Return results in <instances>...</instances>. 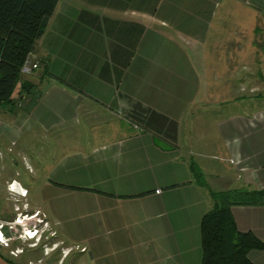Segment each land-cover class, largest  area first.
Masks as SVG:
<instances>
[{
	"label": "crops",
	"instance_id": "crops-1",
	"mask_svg": "<svg viewBox=\"0 0 264 264\" xmlns=\"http://www.w3.org/2000/svg\"><path fill=\"white\" fill-rule=\"evenodd\" d=\"M29 56L39 95L0 106V139L49 138L19 188L76 264H201L210 191L264 188V0H57ZM231 213L264 243V204Z\"/></svg>",
	"mask_w": 264,
	"mask_h": 264
},
{
	"label": "trees",
	"instance_id": "trees-1",
	"mask_svg": "<svg viewBox=\"0 0 264 264\" xmlns=\"http://www.w3.org/2000/svg\"><path fill=\"white\" fill-rule=\"evenodd\" d=\"M57 0H0V106L17 109L25 98H37V87L20 73V68L46 29ZM20 82L18 99L10 96ZM19 103V104H18ZM196 180L201 172L190 165ZM211 208L200 221L201 264H252L251 249L264 243L251 232L239 231L231 213L234 204H264L263 189L210 191ZM6 261L18 264L0 253Z\"/></svg>",
	"mask_w": 264,
	"mask_h": 264
},
{
	"label": "rangeland",
	"instance_id": "rangeland-1",
	"mask_svg": "<svg viewBox=\"0 0 264 264\" xmlns=\"http://www.w3.org/2000/svg\"><path fill=\"white\" fill-rule=\"evenodd\" d=\"M256 69L259 68L256 67ZM259 71L264 74L263 70ZM258 79H260L259 74L256 72L250 83L257 85L254 91L256 98L253 97L251 102L264 106V82ZM243 95L248 97L250 94L246 91ZM210 101H222L225 104L229 103L230 99ZM245 101L242 100L239 106L242 112L248 111L249 102ZM233 108L237 107L230 105L218 111L229 112ZM7 143L9 141L0 139V224H3L0 233L4 235L0 238V253L18 264H76V243L66 240L56 227L53 231L47 222H43L44 218L39 211H37L39 218L37 220L33 218L36 211L30 201L35 206L38 205L36 196L32 190L29 195H22L24 190L19 188L20 181L30 186V183L34 181L31 179L32 176H42L45 173L44 164H42L43 170L38 168L37 175L29 173L27 159L31 156L35 160V152L40 153L42 147L46 153V147L50 143L49 138L43 139L37 130H31L23 132L20 139H16L9 146ZM19 220H21L20 223L17 222ZM26 231L30 234V238L24 237L23 233Z\"/></svg>",
	"mask_w": 264,
	"mask_h": 264
},
{
	"label": "built area",
	"instance_id": "built-area-1",
	"mask_svg": "<svg viewBox=\"0 0 264 264\" xmlns=\"http://www.w3.org/2000/svg\"><path fill=\"white\" fill-rule=\"evenodd\" d=\"M39 67V61L36 60V59H33L31 58L29 55L27 56V58L24 60L21 68H20V73L25 76V75H29L31 74L34 70H36L37 68ZM10 189L12 190V185H10ZM159 190H156V193H158ZM26 194V190H24V192L22 193V195H25ZM35 215L33 216V218H36V220L39 218V213L38 212H35L34 213ZM31 216V217H32ZM43 220V218H41ZM43 222H45L43 220ZM20 223V222H18ZM10 226V225H9ZM13 227V226H11ZM3 228V224H0V232ZM10 230V228H9ZM28 231H31V230H28ZM28 231H26L25 233H23L24 237L25 238H30V234H28ZM33 231V230H32ZM4 236L2 233H0V238ZM8 238V237H7Z\"/></svg>",
	"mask_w": 264,
	"mask_h": 264
},
{
	"label": "water",
	"instance_id": "water-1",
	"mask_svg": "<svg viewBox=\"0 0 264 264\" xmlns=\"http://www.w3.org/2000/svg\"><path fill=\"white\" fill-rule=\"evenodd\" d=\"M19 91H20V82H18L16 84V86H15V88H14V90H13L11 96H10V99H13V100L18 99V97H19Z\"/></svg>",
	"mask_w": 264,
	"mask_h": 264
},
{
	"label": "bare ground",
	"instance_id": "bare-ground-1",
	"mask_svg": "<svg viewBox=\"0 0 264 264\" xmlns=\"http://www.w3.org/2000/svg\"><path fill=\"white\" fill-rule=\"evenodd\" d=\"M13 189V188H12ZM17 222H21V220H19V221H17ZM34 235H35V233H34ZM34 237V236H33Z\"/></svg>",
	"mask_w": 264,
	"mask_h": 264
}]
</instances>
